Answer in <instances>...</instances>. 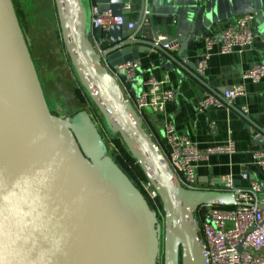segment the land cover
Instances as JSON below:
<instances>
[{"label":"water","instance_id":"1","mask_svg":"<svg viewBox=\"0 0 264 264\" xmlns=\"http://www.w3.org/2000/svg\"><path fill=\"white\" fill-rule=\"evenodd\" d=\"M126 3L54 0L63 51L104 128L121 140L158 195L162 264H206L195 210L200 205L229 207L234 196L182 187L104 66L102 57L115 69L142 52L169 55L156 44L159 28L150 18L151 36L138 34L144 1L131 28ZM93 4L99 12L122 16L121 25L96 31L101 53L89 35ZM189 39L178 35L179 55L185 56ZM139 72L126 82L128 88L139 83ZM118 78L125 80V73L120 71ZM159 253L157 215L107 155L86 111L71 118L50 112L12 0H0V264H157Z\"/></svg>","mask_w":264,"mask_h":264},{"label":"crops","instance_id":"2","mask_svg":"<svg viewBox=\"0 0 264 264\" xmlns=\"http://www.w3.org/2000/svg\"><path fill=\"white\" fill-rule=\"evenodd\" d=\"M142 0H127L129 22H136ZM144 14L148 11L152 26H157L158 40L177 42L167 55L160 50L138 54L139 83L127 88L131 95L146 91L148 100L172 90L174 96L164 102L158 113L146 112V126L162 147H167L163 136V122L169 119L177 133L187 136L199 148L233 141L234 152L211 154L195 162V186L212 189L230 177L233 183L247 189L249 181L241 178L245 171L249 180H256L264 198V171L254 162L252 154L264 150V78L258 83L243 81L242 72L256 63H264V0H143ZM252 13L253 42L241 51L221 54L217 45L206 48L205 38L218 34L233 17ZM149 22V21H148ZM141 23L140 35L151 36V28ZM148 26L147 29L144 27ZM94 46L100 45L96 31H90ZM178 35L189 36L179 55ZM101 47V46H100ZM209 53L202 77L195 73L200 58ZM153 78L155 83L146 85ZM198 78L201 80H198ZM243 83L245 92L236 97L231 106L212 107L204 111L198 101L205 92L221 93L234 84ZM215 124L211 130L209 124ZM220 180L221 183H215Z\"/></svg>","mask_w":264,"mask_h":264},{"label":"built area","instance_id":"3","mask_svg":"<svg viewBox=\"0 0 264 264\" xmlns=\"http://www.w3.org/2000/svg\"><path fill=\"white\" fill-rule=\"evenodd\" d=\"M124 9H128L126 5ZM91 28L92 31L101 30L107 32L111 25H121L122 16H111L108 11L99 12L96 5H91ZM149 12L143 13L141 23L149 21ZM252 13H242L233 19L216 35L205 38L207 49L217 45L221 54L232 51H241L249 46L255 34L252 31ZM128 23V28L133 26ZM165 50H170L177 42L162 43L157 40ZM98 52L102 48L96 47ZM209 53L204 54L198 61L195 73L202 77L207 67ZM104 66L115 77L120 85L123 98L130 101L146 126L145 109L150 108L153 113L163 110V104L173 98L172 90H165L160 100L155 98L148 100L147 92L141 91L135 96L131 95L126 82L132 83L135 79V70L139 67L138 61H130L118 64L115 69L110 67L109 61L102 57ZM125 73V80L118 78V73ZM264 78V63H256L242 72L243 81L258 83ZM155 83L149 78L145 84ZM245 87L243 83L234 84L222 90L221 93L205 92L198 101L200 111L212 107H227L238 96L243 95ZM147 127V126H146ZM214 130L215 124H209ZM148 129V128H147ZM149 131V130H148ZM152 138L157 142L154 135L149 131ZM163 136L167 147H162L158 142L166 164L170 167L178 183L186 189H195V162L206 158L211 154H230L234 152L233 141L228 140L223 144L199 148L187 136L177 133L172 122L165 119L163 122ZM253 160L264 171V150H257L253 154ZM125 174L132 180L135 187L141 192L149 207L156 215H161L159 199L156 191L152 188L145 177L135 169L134 163L123 160ZM241 178L249 181L247 189L236 186L230 177L213 190L230 192L234 196V203L229 207L212 205H200L195 210V218L199 226L201 242L206 255V264H264V198H258L257 192L260 186L256 180H249L248 174L243 171Z\"/></svg>","mask_w":264,"mask_h":264},{"label":"rangeland","instance_id":"4","mask_svg":"<svg viewBox=\"0 0 264 264\" xmlns=\"http://www.w3.org/2000/svg\"><path fill=\"white\" fill-rule=\"evenodd\" d=\"M12 4L28 39L29 53L50 112L61 118H71L81 110L86 111L107 147V155L121 167L118 138L104 128L99 113L79 85L64 54L54 0H12ZM162 217V214L157 215L160 227L157 264H162Z\"/></svg>","mask_w":264,"mask_h":264},{"label":"trees","instance_id":"5","mask_svg":"<svg viewBox=\"0 0 264 264\" xmlns=\"http://www.w3.org/2000/svg\"><path fill=\"white\" fill-rule=\"evenodd\" d=\"M15 13H16V12H15ZM81 88H82V87H81ZM82 89H83V88H82ZM83 91H84V90H83ZM84 93H85V91H84ZM85 95L87 96L86 93H85ZM87 97H88V96H87ZM88 99H89V98H88ZM89 101H90V100H89ZM90 103H91V101H90ZM91 104H92V103H91ZM92 105H93V104H92ZM94 108H95V107H94ZM118 140H119L120 148H121V151H122V156H121V168H122V170H124L125 172H127V171L125 170V167H124V164H123V160L125 159V160H127V161H129V162L134 163V167H135V169L140 173L141 176L144 177V175L142 174L141 170L139 169L137 163H136L135 160L129 155V153L127 152L126 148H125L124 145L122 144L121 140H120V139H118ZM159 205H160V209H161L160 201H159ZM161 214H162V209H161Z\"/></svg>","mask_w":264,"mask_h":264}]
</instances>
